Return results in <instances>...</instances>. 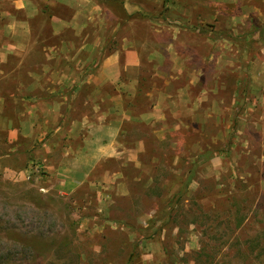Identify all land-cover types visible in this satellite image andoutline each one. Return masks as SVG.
Returning <instances> with one entry per match:
<instances>
[{"label": "rangeland", "instance_id": "1", "mask_svg": "<svg viewBox=\"0 0 264 264\" xmlns=\"http://www.w3.org/2000/svg\"><path fill=\"white\" fill-rule=\"evenodd\" d=\"M29 1L20 8L15 0H0V264H264V0L213 10L207 5L204 23L214 25L197 31L158 26L156 44L143 48L140 83L142 91L156 89L129 111L147 113L149 97L166 92L172 101L164 120H124L122 151L100 160L72 187L71 178L79 177L76 157L71 174L56 169L63 147L77 148L82 131L67 141L71 117L56 132L57 121L37 107L44 101L31 99L56 97L52 83L61 73L54 68L72 65V46L60 41L72 39V29L53 33L50 25L54 7L65 18L70 11L52 0ZM167 2L174 4L172 15L182 17L180 4L194 0ZM105 14L108 27L87 31L97 39L110 28L112 35L99 44L100 57L129 33L115 13ZM27 18L24 31L20 25ZM189 18H195L191 10ZM16 39L27 40L16 48ZM153 49L158 52L150 56ZM57 51L70 59L57 58ZM40 69L50 72L35 73ZM48 82L49 88H36ZM114 92L105 86L95 94L110 98ZM179 92L188 94L182 109ZM73 106L72 118L83 108L76 101ZM206 151L213 155L205 161ZM199 160L171 222L164 206L183 184L186 162ZM158 184L160 196L153 191ZM231 193L246 212L238 228ZM202 211L212 218L191 222Z\"/></svg>", "mask_w": 264, "mask_h": 264}, {"label": "crops", "instance_id": "2", "mask_svg": "<svg viewBox=\"0 0 264 264\" xmlns=\"http://www.w3.org/2000/svg\"><path fill=\"white\" fill-rule=\"evenodd\" d=\"M52 1L58 7L67 6L70 11L69 18H65L60 15V9L54 7L52 16L50 17V25L52 26V30H54L53 33H56V30L60 27L72 29V39L60 40L72 46V65L54 68L58 74L61 73L60 76L68 73L67 76L62 77L64 78L63 81L59 76L60 80L52 83L57 88L56 97H53L57 101L41 97L36 100L40 101L39 103L44 101L42 102V106L40 104L37 106L40 107V114L42 113L41 115L45 116V118L46 116H50L54 118V121H57L54 125L56 132L60 130L63 121L71 117V121L68 124L67 141H71L72 137L76 136V131H82V135H77V138L80 139V144L77 148H72V145L71 147H63L64 151H62V157L56 169V173L69 171L71 174L72 154L76 157L80 164L78 169L79 177L75 179L71 178L72 181L68 183L71 187L78 185L81 179L83 181L88 176L89 171L100 160L114 157L122 151L123 148L120 146L119 137L124 133V120H133L135 122L139 121L144 115H148L149 118L155 121L164 120L165 111L169 108L172 101L170 100L171 95L166 92H156V98L149 97L152 108L147 113L134 114V111H129L130 102H133L136 96L139 98L141 95L148 96L150 88L156 89L150 86L147 90L140 91V82L142 59L146 55V51L143 48L148 43L156 44L158 26L168 27L173 31L174 29H178V27H189L194 29L193 31H197L204 25H214L204 23V11L208 6H211L213 10L218 9L221 4L234 3L240 7L251 5L249 3L251 0H194L197 3L194 5L195 7L192 6L194 2L191 4H180L179 8L180 12H182V17H179L172 15L174 9L172 10L171 8H174L172 7L174 4L169 5L168 0ZM260 1L263 2V0ZM29 2V0H15L14 3H20V6H17L24 8ZM105 10L115 13L118 25L123 26V29L128 30L129 33L126 36H118L116 38V48L100 57L99 44H102L104 36L112 35L111 32H108L110 28H106L103 35L99 36V38L97 37V39H94L93 35L87 31L89 27H93L94 25L102 27L104 24L105 27L109 26V23L105 21ZM190 10L195 13L194 19L189 18ZM169 13L171 14L169 15ZM235 18H237V15H235ZM235 20H238V18ZM29 21L27 18V20L22 22L23 24L21 23L22 25L20 26L24 27V31L28 29L27 26L30 27ZM212 22L215 23L217 21L213 20ZM140 28L144 30V34L140 33ZM174 39L175 37L172 38V40ZM26 40H14V47L20 48ZM97 42L98 47L95 48L93 43ZM165 50L169 49L165 48ZM157 52L156 49L148 51L150 56H155ZM56 53L57 58L70 59L63 52L57 51ZM1 57L0 62L2 60ZM80 62L84 65H79ZM65 67H68L67 71H65ZM47 72L50 71L48 70ZM35 73L39 75L46 74L43 69ZM50 84L51 82L47 84L38 83L36 88L42 89V87H46L47 89ZM105 86H110L115 91L110 98L95 94L97 90L101 91ZM95 96L96 99L94 101L93 98ZM162 96H164L163 100H161ZM31 99L34 101V97ZM73 100L83 108L77 109L72 118ZM187 103L188 94L186 92H179L176 102L178 108H185ZM61 105H63V110H57ZM86 106L88 109H86ZM32 107H34V104ZM48 121L50 120L46 119L45 122L48 123ZM140 152L136 150V155Z\"/></svg>", "mask_w": 264, "mask_h": 264}, {"label": "trees", "instance_id": "3", "mask_svg": "<svg viewBox=\"0 0 264 264\" xmlns=\"http://www.w3.org/2000/svg\"><path fill=\"white\" fill-rule=\"evenodd\" d=\"M256 32L259 33V34H261L262 27L258 26L257 29H256ZM141 81L143 82V79L142 78H141ZM142 82H140V83H142ZM147 88L148 87L145 86V89L144 90H147ZM140 91H141V89H140ZM28 98H31V96L30 97L28 96ZM37 98L38 97L35 96L34 97V100L37 99ZM138 101H139V97L136 96L135 100L133 102H130V106L133 107V108L138 109V107H139ZM134 114H136V113H134ZM205 155H206V158H205V161H206V160H208V159H210L212 157L213 151H206L205 152ZM187 160H189V159L187 158ZM183 161L184 160H182V162ZM199 162H200V160L199 161H187L186 162L187 164L190 165V168L182 176V177H185L184 181L182 182L183 184L181 185L178 193L176 195H174L170 199V201L164 206V209H168L169 210V213H171L173 215L172 218L170 219L171 222H176L177 221V217H178L177 210L180 207V202H181L182 195L185 194L186 192H188L189 186H190V184L193 182V180L195 178L196 170H197L196 167L199 164ZM201 162H204V160L201 161ZM153 191H154V194H156V196H160V194L162 193L159 184L153 186ZM230 200H232V203L229 205V209L230 210H232V208L234 209L233 210V214H234L233 216L235 218V228H238V227L241 226V224L245 220L246 212L243 211L244 210V207H242L239 203H237L235 197L233 198L232 193L230 194ZM201 213H202V215H197L198 217L195 216L194 219L191 222L196 223L198 221L199 217H204V219L206 218L207 220H210L212 218L211 213H208L206 211H202ZM260 252H263L264 253V246L261 247Z\"/></svg>", "mask_w": 264, "mask_h": 264}]
</instances>
